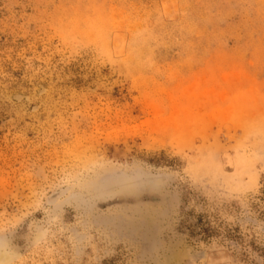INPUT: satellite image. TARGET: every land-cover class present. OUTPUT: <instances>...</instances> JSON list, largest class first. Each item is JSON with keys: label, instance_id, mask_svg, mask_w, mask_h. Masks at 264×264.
<instances>
[{"label": "rangeland", "instance_id": "obj_1", "mask_svg": "<svg viewBox=\"0 0 264 264\" xmlns=\"http://www.w3.org/2000/svg\"><path fill=\"white\" fill-rule=\"evenodd\" d=\"M0 264H264V0H0Z\"/></svg>", "mask_w": 264, "mask_h": 264}]
</instances>
